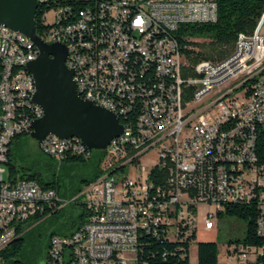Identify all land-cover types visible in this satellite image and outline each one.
Wrapping results in <instances>:
<instances>
[{
	"label": "built area",
	"instance_id": "1",
	"mask_svg": "<svg viewBox=\"0 0 264 264\" xmlns=\"http://www.w3.org/2000/svg\"><path fill=\"white\" fill-rule=\"evenodd\" d=\"M37 1L39 8L48 0ZM83 1L76 14L58 3L51 22L44 16L51 38L39 37L46 44L64 40L76 90L115 112L123 133L101 150L100 175L76 196L88 210L84 224L51 237L45 264H138L144 235L191 238L190 252L200 204L215 207L203 218L206 231L226 206L255 205L262 244H231L226 256L264 264V166L255 154L256 130L264 125V10L252 33L237 35L230 55L189 64L183 49L192 46H181L177 32L214 23L213 0ZM30 52L38 49L29 38L0 24V264L10 237L64 205L54 189L5 177L12 139L30 134L34 117L43 114L30 102ZM38 147L57 162L67 155L89 159L92 152L51 134ZM152 149L158 157L145 181L128 179L131 166ZM109 198L131 199L132 209L107 210Z\"/></svg>",
	"mask_w": 264,
	"mask_h": 264
},
{
	"label": "trees",
	"instance_id": "2",
	"mask_svg": "<svg viewBox=\"0 0 264 264\" xmlns=\"http://www.w3.org/2000/svg\"><path fill=\"white\" fill-rule=\"evenodd\" d=\"M217 6V20L214 23L197 24V25H183L177 32V38L181 44L191 45L190 50H184V58L187 63L195 64L200 60L207 58L203 57L201 53L194 51L196 46L190 39L205 38L210 40L214 45L230 46L236 41L237 35L240 33H252L257 20L264 10V0H213ZM58 3L66 4L73 14H76L80 9L86 5V1L79 0H48L43 5L39 6L35 13V29L38 36H43L48 32L51 24L44 20V16L49 13ZM248 94V92H247ZM118 110H120V103H116ZM134 119V118H129ZM119 120V116H118ZM29 133H21L15 136L8 149L7 158L5 162L8 179L14 180L16 178L35 180L40 186L44 188L54 189L60 196V185L56 177H51L47 181L37 173H26L29 169L22 164V159L14 154L13 149L17 142L24 137H28ZM75 141L74 139H71ZM78 143V142H77ZM78 146L80 144L78 143ZM93 152V151H92ZM102 152L94 151V156L89 159H84L80 156L67 155L59 162V165H85L93 169V174L81 181L82 187L94 181L99 175V163L101 161ZM256 163L264 166V125L258 126L256 130L255 142ZM19 176V177H18ZM81 207V213L78 216V221L68 229L66 234L59 236H69L76 230L81 228L85 222L87 207L82 203H78ZM59 209H48L43 216H35L32 220L40 221L42 218L57 214ZM258 209L255 205H229L226 206L225 211L219 216H227L241 221L245 226V231L242 240H236L235 243L229 241L230 244H241L242 246H259L262 244L261 233L257 231L256 217ZM57 235L51 233L46 239V246L43 248L40 245L35 248V259L27 262L25 255V247L28 242L24 236H14L6 250L3 258L5 264H34L38 258L47 257L48 247L52 236ZM41 244V240L37 241ZM191 238L177 239L170 242L161 234L159 238L144 235L141 237L139 250L137 254L138 264H189V245ZM197 264H218V247L214 243H197L196 244Z\"/></svg>",
	"mask_w": 264,
	"mask_h": 264
},
{
	"label": "water",
	"instance_id": "3",
	"mask_svg": "<svg viewBox=\"0 0 264 264\" xmlns=\"http://www.w3.org/2000/svg\"><path fill=\"white\" fill-rule=\"evenodd\" d=\"M37 0H0V24L30 39L38 57L25 66L32 76V98L43 116L34 121L29 137L38 144L49 134L61 140L78 138L89 151L105 150L123 133V126L111 112L79 97L73 72L65 66L67 49L59 43L46 44L36 33Z\"/></svg>",
	"mask_w": 264,
	"mask_h": 264
},
{
	"label": "rangeland",
	"instance_id": "4",
	"mask_svg": "<svg viewBox=\"0 0 264 264\" xmlns=\"http://www.w3.org/2000/svg\"><path fill=\"white\" fill-rule=\"evenodd\" d=\"M46 19L51 22L53 13L49 12ZM191 41L196 45L194 51L201 53L203 57L212 61L224 59L232 53L234 47L233 43L228 47L214 45L205 38H194ZM13 152L18 158L22 159V164L29 169L26 173H37L46 181L51 177H56L60 185V198L64 203L57 214L42 218L40 221L30 220L23 226L24 236L28 240L24 257L29 262L35 259L36 246L42 245L44 248L46 239L51 233L66 234L73 223L78 221V216L81 213V207L78 203L82 202L76 196L84 187H82L81 181L91 176L93 169L85 165H59V162L44 155L40 151L37 142L29 136L17 142ZM91 155L94 156V151L91 152ZM157 157V151L155 149L150 150L140 159L139 165L131 166L128 179L136 180L139 177L143 183L148 171L156 163ZM7 176L6 172L5 177ZM114 199L117 202V198ZM207 212L215 213V207L203 204L197 206L195 241L190 247L189 264H197V243L216 244L218 247V264H238L234 257L229 258L226 256V251L228 246L231 245L229 241L235 243L236 240H242L245 231L244 224L224 215L215 216L213 218L214 228L206 231L203 227V218ZM38 240H41V244L37 242ZM34 264H45V259L37 258Z\"/></svg>",
	"mask_w": 264,
	"mask_h": 264
},
{
	"label": "bare ground",
	"instance_id": "5",
	"mask_svg": "<svg viewBox=\"0 0 264 264\" xmlns=\"http://www.w3.org/2000/svg\"><path fill=\"white\" fill-rule=\"evenodd\" d=\"M44 38H51V31H48L47 33L44 34ZM55 43H59L61 45H64V40H55ZM38 57V52H30L29 55H27V60H26V65L32 61H34ZM65 66L70 70V63L67 62V57L65 60ZM72 78H74V71ZM30 89H35L34 85V80L32 76L30 75ZM79 97L84 100V94H81L80 90H77ZM34 94H30V102L32 101ZM93 105H95V101H89ZM112 110H118L116 103H112ZM115 115V112H111ZM43 116V114H37L36 117H34V121L40 119ZM118 118V115H115ZM223 126H231V119H223ZM71 139L76 140L80 144V146H84L81 141L76 138L72 137ZM112 140H116V137L113 138ZM106 209L107 210H128L132 209V200L131 199H117V202H115L114 198H109L106 201ZM261 233V231H259ZM14 239L13 237H10V242Z\"/></svg>",
	"mask_w": 264,
	"mask_h": 264
}]
</instances>
